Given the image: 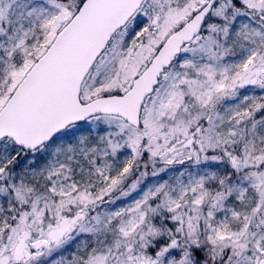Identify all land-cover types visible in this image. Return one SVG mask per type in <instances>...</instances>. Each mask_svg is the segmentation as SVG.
Masks as SVG:
<instances>
[{"label": "snow or ice", "instance_id": "snow-or-ice-1", "mask_svg": "<svg viewBox=\"0 0 264 264\" xmlns=\"http://www.w3.org/2000/svg\"><path fill=\"white\" fill-rule=\"evenodd\" d=\"M0 264H264V0H0Z\"/></svg>", "mask_w": 264, "mask_h": 264}]
</instances>
